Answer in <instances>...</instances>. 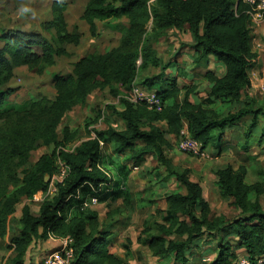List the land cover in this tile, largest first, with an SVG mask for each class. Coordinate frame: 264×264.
<instances>
[{
    "label": "trees",
    "instance_id": "16d2710c",
    "mask_svg": "<svg viewBox=\"0 0 264 264\" xmlns=\"http://www.w3.org/2000/svg\"><path fill=\"white\" fill-rule=\"evenodd\" d=\"M67 7V0L52 3L53 18L44 23L48 30H55L52 39L17 29H4L0 35L4 40L0 48V240L12 234L9 245L14 254L8 264H27L30 246L50 234L73 237V264H125L110 248L112 230L103 225L98 210L84 202L91 197L109 204L121 199L135 210L138 198L144 197L136 196L127 180L131 171L143 168L148 156L165 167V174L157 166L139 171L150 188L156 182L166 188L169 178L178 187L165 191L166 206L156 209L160 218L153 224L143 223L138 242L151 255L168 258L170 264H236L237 249L243 247L253 264L260 259L264 264V180L247 181L245 163L219 167V192L236 213L217 214L201 182L192 178L191 168L177 167L167 152L172 146L167 134L179 136L186 122L204 148L216 144L221 153L226 148L227 129L248 117L240 146L248 151L249 138L259 128L257 143L264 145V107L247 93L252 85L250 73L261 57L253 44V6L243 0H88L82 17L92 34L97 31V20L128 19L119 44L105 52L83 55L67 74L54 72V98L9 102L12 89L4 84L14 76L15 67L28 65L43 72L56 63L57 55L66 52L65 42L79 43L80 35L67 27ZM173 28L191 32L194 66H208L214 58L225 67L221 74L210 68L205 71L209 87L201 100L192 97L196 85L181 86L178 72L167 71L171 62H164L158 54L156 42ZM149 66L158 72L143 76L139 83L162 97L165 106L161 111L128 98L132 83ZM98 88H109L122 105L108 103L99 111L98 119L107 126L90 129L93 122H87L83 133L80 127L64 123L66 113L86 105L88 96ZM117 117L123 120V127L112 124ZM160 121L167 127L159 125ZM39 144H53L54 149L28 165L31 151ZM107 145L113 146L112 155L105 150ZM59 160L69 170L57 182L58 193L40 201L37 212L31 203H25L16 231L11 232L10 220L17 205L48 187L60 169ZM109 163L115 165V173ZM259 173L264 175V170ZM148 201L153 204L155 199ZM202 239L216 241L217 254L210 261L205 256L211 249L204 248Z\"/></svg>",
    "mask_w": 264,
    "mask_h": 264
},
{
    "label": "rangeland",
    "instance_id": "374dc122",
    "mask_svg": "<svg viewBox=\"0 0 264 264\" xmlns=\"http://www.w3.org/2000/svg\"><path fill=\"white\" fill-rule=\"evenodd\" d=\"M54 0H0V35L4 29H17L26 32H39L49 39L55 36V30H48L44 23L53 18L51 9ZM68 7L65 10V18L67 27L70 32L80 35L79 43L65 42L63 46L66 52L56 56V63L49 66L43 72H39L36 68L28 65H19L14 69V76L4 84L5 88L12 89L11 94L7 95L9 102L23 103L32 99H39L47 96L54 98L56 95V86L53 73L60 72L67 74L74 68V63L83 55L93 51L105 52L106 50L117 46L123 34V26L127 25L128 19L123 17L114 20H97V31L92 34L90 24L82 17L83 11L88 0H67ZM150 1V0H149ZM153 3V1H150ZM148 29L152 28V20L148 23ZM251 30L254 40V46L259 50L261 57L253 69L256 78L253 77V84L248 90V95L256 99V105L264 107V90L260 85L264 84V17L260 20H251ZM194 39L191 32L185 28L183 30L170 29L163 35L158 42L156 48L159 56L164 62H171V67L167 69L168 72L172 70L178 72L179 83L181 86L196 85V92L201 93L202 98L206 97L209 87L208 80L205 76V66H194L192 62L191 47ZM173 43V50L169 51V47ZM4 40L0 36V48L3 46ZM176 63L178 65H176ZM212 69L217 73L224 72L225 67L222 63L212 58L210 64ZM158 72L154 66H149L141 70L138 76L140 82L145 75H151ZM108 103H113L122 107L119 103V98L114 97L109 88H98L88 96L86 105H77L72 110L68 111L64 117V123L71 125L73 128L80 127L85 133L87 122L92 123L91 128L104 129L107 126L104 120L98 119V113L105 108ZM224 107L227 112L228 108ZM237 107V104H236ZM229 108H234L229 107ZM115 117V116H114ZM123 120L115 118L112 124L116 127L120 126ZM249 120H245L240 124L242 130L246 129ZM237 125V124H236ZM62 125L60 126L61 129ZM236 127V126H234ZM258 128V127H257ZM256 128V129H257ZM240 136L237 129L226 131L224 137L227 138L223 145H231L233 148H225L221 154L215 149H209V156L206 158H199L179 149V136L167 134L172 146L167 147L168 154L172 157L175 165L179 168L191 167L192 177L202 182L206 198L210 201L215 213H227L232 215L234 209L229 204L228 199L221 196L216 185V170L227 163L238 166L241 162L248 164L249 173L247 181L254 182L256 180H264V175L259 173V170H264V146L255 145L260 134V128L257 129L249 138V141L254 144L247 152H240V147L235 145L237 143L236 135ZM62 137V135L60 134ZM245 141V136L242 139ZM226 143V144H225ZM228 146V147H229ZM54 145L39 144L31 151L29 164H32L38 159L41 154L51 152ZM105 150L109 154H113V146H105ZM244 156L248 158L244 159ZM110 164V163H109ZM112 172L115 173V165L110 164ZM157 166L165 174V167L160 166L153 156H148L145 165L142 167ZM143 168L134 169L131 171L130 179L127 180V185L133 189L136 196L144 197L137 200L135 210L126 207L121 199H117L112 203L99 202L91 207L98 210L100 219L104 226L112 230L111 248L116 250L124 262L131 264H170L168 258L159 260L151 255L148 247L144 243H140L136 239L137 233L143 226L144 221L148 220L153 224L157 218H160V213L156 211L157 208L165 206L163 193L166 190L176 189L177 183L169 178V184L162 188V184L155 183L152 188L147 178H141L139 174ZM150 188V189H149ZM40 196V194H38ZM153 198L155 202L151 204L148 199ZM41 200H31L24 197L17 205V210L11 216V232L17 228L18 217L21 215V209L25 203H31L34 212L39 209ZM152 210V211H150ZM146 214V215H145ZM11 233L6 238L0 240V264H8L9 259L13 256L14 251L9 245ZM211 255V254H210ZM213 256V255H211Z\"/></svg>",
    "mask_w": 264,
    "mask_h": 264
},
{
    "label": "built area",
    "instance_id": "2783aa9c",
    "mask_svg": "<svg viewBox=\"0 0 264 264\" xmlns=\"http://www.w3.org/2000/svg\"><path fill=\"white\" fill-rule=\"evenodd\" d=\"M243 1L253 6V10L250 11L252 19L264 17V0ZM137 62L138 64H140L141 59H139ZM250 76L251 82L253 84V77H257L254 70L251 71ZM260 87L262 88V90H264L263 83L260 85ZM128 98L133 102H145L150 109H154L157 111H161L165 106V102L155 89L145 87L144 85L140 84L138 80H135L132 83ZM93 136H95V133H93ZM179 137L178 147L182 151L201 158H206L209 156L208 150L202 146L201 141L191 135L187 123L184 124ZM101 144L104 146L105 142L101 140ZM59 165L60 169L51 177L48 187L46 189L38 190L32 197V200L34 199L43 201L44 199L52 198L58 193L57 182L62 181L68 174L69 170L68 165H66L61 160H59ZM38 194H40V196H38ZM98 203L99 200L97 197H91L84 202L85 205L89 206H93ZM49 237L57 240L58 245L44 257V260L42 262L27 264H73L75 258L73 237L70 235L55 236L53 234H50ZM205 259L207 261H210L212 258L208 256ZM236 264H253V262L247 254H241L237 257ZM259 264H263V259L259 260Z\"/></svg>",
    "mask_w": 264,
    "mask_h": 264
},
{
    "label": "crops",
    "instance_id": "0c3cea01",
    "mask_svg": "<svg viewBox=\"0 0 264 264\" xmlns=\"http://www.w3.org/2000/svg\"><path fill=\"white\" fill-rule=\"evenodd\" d=\"M263 18V17H262ZM262 18H258V20H260V19H262ZM171 44V47H169V51H172L173 50V43H170ZM253 44H254V40H253ZM255 47V46H254ZM211 62H212V59H211V61L209 62V65L208 66H205L206 67V70L207 69H212L211 67H210V64H211ZM172 65V64H171ZM176 65H178L177 63H176ZM173 71V70H172ZM205 74V73H204ZM200 94L201 93H193L192 94V97H193V99H198V100H201L202 99V97L200 96ZM250 118L248 117L247 119H244V120H242V122L243 121H245V120H249ZM242 122H239L237 125H234V126H236V127H234V126H231L230 128H228L227 129V131H230V130H235V129H237L238 130V132L239 133H242V135L240 136L239 134H237L236 135V139H237V143L235 144V145H237V146H239L240 147V152H242V150H243V152H247V151H245L244 149H243V147H241L240 145V143L243 141L242 139L244 138V134H245V131H246V129L244 128V130H242V128L240 127V124L242 123ZM186 123V122H185ZM159 125H161V126H163L164 128H166L167 127V123L165 122V121H160L159 123H158ZM124 126V122L120 125V127H123ZM119 127V126H118ZM170 135H172V134H170ZM225 141L227 140V138L225 137V139H224ZM225 141H223V142H225ZM256 142H257V140H255ZM251 143V142H250ZM226 144V143H225ZM254 144H252L251 143V145H250V147H249V150H250V148H251V146H253ZM255 145H259L258 143H256ZM223 146H225V145H223ZM229 145H226V148L228 149V148H233L234 147V145L233 146H229ZM264 146V145H263ZM215 149V146H211V147H209L207 150H208V152L210 153V151H209V149ZM217 149V148H216ZM248 150V151H249ZM217 151H218V149H217ZM222 153V152H221ZM221 153H219V154H221ZM200 158V157H199ZM246 158H248L247 156H244V159H246ZM241 163H244V162H241ZM246 164V163H245ZM248 165V164H247ZM235 166V165H234ZM239 166V165H238ZM190 167V166H189ZM235 167H237V166H235ZM191 168V167H190ZM132 174V173H131ZM140 174V173H139ZM131 176V175H130ZM191 176H192V174H191ZM141 178H143V177H141ZM193 178V177H192ZM129 179H130V177H129ZM193 179H195V178H193ZM171 180H174L173 178H171ZM195 180H198V179H195ZM216 181H217V175H216V179H215ZM175 181V180H174ZM200 181V180H199ZM201 182V181H200ZM157 184H160V183H158V182H156ZM168 184H169V181H168ZM201 184H202V182H201ZM216 185H217V182H216ZM202 186H203V184H202ZM218 187V186H217ZM131 188V187H130ZM163 188V187H162ZM132 189V188H131ZM204 189V188H203ZM219 189V188H218ZM133 190V189H132ZM165 190H166V188H165ZM165 193V192H164ZM164 193H163V195H164ZM136 195V194H135ZM204 195H205V191H204ZM205 197H206V195H205ZM126 206V205H125ZM165 206H166V203H165ZM165 206H162V208L163 207H165ZM127 207V206H126ZM128 208H130V207H128ZM150 211H152V210H150ZM234 212L236 213V211H235V209H234ZM220 214V213H219ZM225 214H227V213H225ZM146 215V214H145ZM228 215V214H227ZM142 228H143V226L140 228V231H139V233H137V235H136V239H134V237H133V240H137L138 241V237L140 236V234H141V230H142ZM14 231H16V230H14ZM9 235V234H8ZM203 240V243H205V246H204V248L206 249V248H210L211 250H209L210 252L205 256V257H211V258H214L215 256H216V254H217V244H216V241H204V239H202ZM112 242V241H111ZM58 245V241L57 240H55V239H52V238H47V239H45V240H42V239H38L36 242H34L31 246H30V248H29V250H28V253H27V263H38V262H42L43 260H44V257L50 252V251H52L56 246ZM110 248H111V244H110ZM13 249V248H12ZM111 250L113 251V252H115V253H117L118 255H120L116 250H113L112 248H111ZM208 250V249H207ZM196 253L198 254V252H197V250H196ZM237 253H238V256L239 255H241V254H246V250H245V248H243V247H239L238 249H237ZM213 255V256H211V255ZM121 256V255H120ZM122 257V256H121ZM124 260H125V258H124ZM212 260V259H211ZM125 264H131V263H129L128 261L127 262H124Z\"/></svg>",
    "mask_w": 264,
    "mask_h": 264
},
{
    "label": "water",
    "instance_id": "95a60500",
    "mask_svg": "<svg viewBox=\"0 0 264 264\" xmlns=\"http://www.w3.org/2000/svg\"><path fill=\"white\" fill-rule=\"evenodd\" d=\"M47 178H48V176H47Z\"/></svg>",
    "mask_w": 264,
    "mask_h": 264
}]
</instances>
